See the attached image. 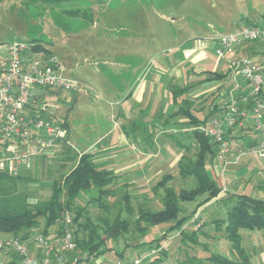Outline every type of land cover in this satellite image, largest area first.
I'll list each match as a JSON object with an SVG mask.
<instances>
[{"label":"rangeland","instance_id":"obj_1","mask_svg":"<svg viewBox=\"0 0 264 264\" xmlns=\"http://www.w3.org/2000/svg\"><path fill=\"white\" fill-rule=\"evenodd\" d=\"M25 1L0 0V46L14 40L28 41L31 37L42 38V44L48 47L56 57L63 68L65 77L76 80L81 88H83V81L92 85V90L85 89L88 95L83 97V99H86L90 110L84 117V121L88 124H106L104 110L106 106L110 107V105H108V100L103 96L102 91L105 86L110 84L123 88L122 86H127L131 82L134 73L132 66L121 68L117 62L125 61L126 63H131L133 61L132 55L137 45H140L141 50H143V46L151 49L156 58L157 72L166 73L169 70L161 59L164 60L169 57L172 51V43H174L173 38L175 36L179 37L182 32H186L185 28L187 26L202 31H211L220 27L221 31L224 32L226 28L221 26L222 17L227 20L235 16L239 10L243 9L246 11L249 7L248 1L253 4L260 1L264 4V0H243L237 2L240 8L237 6L235 9L233 0H187V2H191L190 5H192V2L197 4L194 11L197 18H192L189 21L179 19L171 21L169 18L173 14H171L170 10L175 6L177 13H179L181 0H174L176 5L172 1L166 2V0L82 1L79 3L82 8L91 9V15L89 14L85 19L62 17L59 13L56 14V11L43 5L39 0H34L37 1L34 4H27ZM150 43L154 45L151 46ZM210 54L212 57H216L214 51L210 50ZM193 75L195 73L189 76L193 77ZM61 91L57 89L59 95ZM93 91L102 96V100H99V105L96 104L97 98ZM73 97H75L74 92L66 93L67 99L63 98L57 103V117L66 116L67 121L71 123L73 119H80L81 115L79 107L73 108V111L71 110V99ZM125 109L124 115L119 116V123L124 125L126 133L138 136L139 134H147L153 131L147 123L139 124V122L134 121L137 118L140 119V117L146 120L151 114L147 110H140L142 109L141 105L136 104L130 98L125 104ZM75 125L73 124L72 126L74 127ZM179 135L180 133L177 134V137ZM163 136L159 138L164 143L162 146L155 143L153 139H151V143L150 140L144 139L145 144L142 143L140 146H135V149L140 150V147L147 149L149 152L158 150L159 155L150 163L152 166L149 172H141V175L145 177L139 180L137 184L129 187L132 197L131 206L134 208L133 214L129 215L124 210L119 211L122 209L120 198L126 188L119 185L118 181L110 186L113 195L103 198L108 206L107 212L104 209H100L96 202L90 200V198L96 197V191L94 190L80 195L75 201L76 207L82 209L80 221L99 225L101 224L99 218L102 215L112 221L118 215V211L119 216L128 221L129 227L127 231L118 236V238L109 239L108 241V244L114 250H125L123 258L137 257L144 254L147 248H134L132 244L159 238L171 224V222H160L150 226L144 233H141L135 227L134 220L136 218L137 205L144 200L147 201L149 207L157 209L161 204L162 190L154 193L151 189L152 184L162 174L171 172L173 178L167 184L174 189H187L194 185L193 178L189 176L181 177L177 172L175 163L170 164L169 161L171 158H180L182 154L193 155V146H191L189 151L182 147V145H189V138L182 137L180 139L181 143L177 144L175 142L169 143V135L168 137L167 135L166 137ZM140 141L143 142V139H140ZM128 148H131V145ZM48 154H52V152ZM54 155L53 153L52 156ZM162 157L166 159L162 161ZM240 160V163H245L239 169L241 171L239 178L229 183L232 176L222 177L224 180L220 176V183L226 188L233 190V192L236 191L237 186L241 188L249 186L245 190L246 193L256 198L264 199V191L256 188H254L256 193L252 191V186H255L260 178H263L264 158L243 156ZM115 161L113 164L116 163ZM109 162V160H105V163ZM228 168H230V165ZM67 169L68 167H61L57 157H49L44 163H40L39 166H32L24 174L29 177V181L24 187L29 193L30 201L46 200L51 193L52 181L61 180L63 172L67 171ZM21 175H23L22 172ZM125 179L126 177L120 176L119 181H125ZM182 205L185 209L183 208L184 211L180 215L191 213L196 202L192 201ZM199 213L205 225L201 226L199 222H195V217L197 216L195 214H190L184 218L180 227L170 231L166 238L160 240V246L163 247L167 255L164 260L155 264H178L187 257H205L211 252L235 258V254L230 249V242L223 231V226L212 222L215 217L224 215L223 204L217 201L210 203L203 207ZM50 229H52V226ZM181 230L188 232L189 236L183 235ZM192 232H195L194 235ZM240 235L242 245L249 255L250 263L264 264V235L262 230L241 229ZM114 250L96 257L95 262L97 264H108L113 261L117 258ZM157 253L158 251L151 257L146 258L142 263H149Z\"/></svg>","mask_w":264,"mask_h":264},{"label":"trees","instance_id":"obj_2","mask_svg":"<svg viewBox=\"0 0 264 264\" xmlns=\"http://www.w3.org/2000/svg\"><path fill=\"white\" fill-rule=\"evenodd\" d=\"M39 1L51 10L56 11V14L59 13L62 17L85 19L89 14L91 15V9L87 10L79 5L84 0ZM25 3L34 4L37 1L26 0ZM261 18L264 25V12L261 14ZM26 42L37 53H51L50 49L42 44V38L31 37ZM216 77V75L209 74L202 81L213 80ZM190 87L174 89L175 98L180 97V94ZM182 100L183 103L180 106L181 112L177 111L176 114H183L188 118L189 124L194 127L188 133L189 145H182V147L186 151H189L191 150V146H193V155L187 156L182 154L176 162V167L181 177L189 176L193 178L194 185L187 189L179 188L176 190L167 184L173 178V174L171 172L162 174L151 186L154 193L162 190L160 206L157 209H152L149 207L147 201L143 200L136 207L134 222L135 227L141 233H144L150 226L160 222H171V224L159 238L151 239L148 242L140 241L132 245L134 248H147V251L152 248L159 249L156 256L147 264H155L164 260L167 253L160 246V240L166 238L170 231L180 227L184 218L190 214H197L201 206L220 200L226 202V204L230 203V205L227 207L224 217H216L212 222L223 226V231L230 242V249L235 254V258L211 252L205 257H187L178 264H251L249 255L242 245L240 230H264V199L256 198L246 193L227 194L225 199L217 198L221 189L208 171L216 156V146L200 130L196 129L197 126L206 121L213 109L200 119L192 112L193 98L188 97ZM29 112L59 123L64 128L68 125L66 116L58 118L57 116L44 113L43 109L40 108L36 112L33 107H31ZM180 143L181 141H177V144ZM59 149L55 151H60L64 155L60 157V165L62 168L68 167V169L63 172L61 180L52 181L51 193L46 200L30 201L29 193L24 187L29 181L28 176L21 174L11 176L0 173V237H17L26 244H29L28 242L36 233L48 236L49 228L55 225L56 217L64 211H68L75 225L74 239L77 245L76 252L85 254L86 259H82L84 264H95L93 262L94 258L110 250H114L108 244L109 239L118 238L129 227L128 221L119 216V211L124 210L129 215L134 213V208L131 206L130 186L127 182L119 181V177L114 172L107 170L100 163L95 162L89 153H78L68 145H62ZM46 155L48 154L42 157ZM117 181L119 185L126 188L120 198L122 209L118 211V215L116 214L117 216L112 221H109L108 217L102 215L99 218L101 221L99 225L92 222L80 221L82 209L76 207V199L80 195L94 190L96 191V197H92L90 200L96 202L100 209H104L107 212L108 206L105 204L103 198L113 195L110 186ZM192 201H195L196 205L191 210V213L180 215L185 209L182 204ZM195 222H200L201 226L205 225V222L201 218H198V216L195 217ZM181 233L189 236L185 230H181ZM192 233L194 235L195 232ZM114 251L117 257L123 258L125 250ZM3 264L20 263L17 255L10 252L9 258Z\"/></svg>","mask_w":264,"mask_h":264},{"label":"crops","instance_id":"obj_3","mask_svg":"<svg viewBox=\"0 0 264 264\" xmlns=\"http://www.w3.org/2000/svg\"><path fill=\"white\" fill-rule=\"evenodd\" d=\"M171 1L174 4L176 3L174 0H166V2ZM239 1L243 0H233L235 9L237 6L240 8V5L237 3ZM190 3L191 2H187V0H181L179 13H177L178 11L175 9V6L172 7L170 12L173 15H171L169 19L171 21L177 19L189 21L192 18H197L194 12L197 4L192 2V5H190ZM248 5L246 11L243 9L238 12L236 11L237 13L235 16L227 20L222 17L223 21L221 26L222 28H226L224 32L221 31L220 27L211 31H202L187 26L185 28L186 32H182L181 35L179 34V37L175 36L173 38L174 43H172V51L169 57L164 60L161 59L169 70L166 73L157 72V67L155 65L156 58L151 49L143 46V50H141L140 45H137L135 48L136 50L133 52V61L131 63H126L125 61L117 62L121 68L132 66L134 73L131 82L127 86H122L123 88H118L110 84L109 86H105V89L102 91L103 96L108 100V105H110V107L106 106L104 110L106 124H88L84 121V117H86L90 110L89 106H87L86 99H83V97L88 95L85 89L92 90V85L89 82L83 81V88L80 86L78 91L74 92L75 97L71 99V110L73 111V108L79 107V113L81 114L80 119H73L72 123L67 121L68 125L65 128L64 141L60 146H71L78 153L87 152L95 162L100 163L107 170L114 172L119 178L120 176L126 177L124 182H127L129 186L137 184L139 180L145 177L141 175V172H149L152 166L150 163L154 161L159 154L158 150L156 152H149L147 149H142L140 147V150L135 149V146H140L144 143V139L150 140V143L151 139H153L155 143L162 146L164 143L159 140L162 135L165 137L169 135V143H177L182 137L188 138L189 130L194 128L189 124L187 117L183 114H176L177 111L181 112L180 106L183 103L182 99L188 97L193 98L194 104L192 112L201 119L212 109L213 111L210 115L217 112L220 105L226 101L230 95L237 97L244 92L245 84L242 77L237 76L235 79L230 77L227 72L226 63L223 60L218 58L217 60L216 57H212L210 50L214 51V39L221 34L231 32L241 25H263L261 14L264 12V9L261 8H264V4L260 1L254 4L248 1ZM150 45L152 46L154 44L150 43ZM238 54L251 57L256 61L261 60L264 58V41L246 42L239 48ZM192 73H195V75L190 77L189 75ZM209 74L216 75L217 77L213 80L202 81ZM235 82L241 84L243 88L241 90L235 89ZM187 86L191 87L185 89L186 91L181 93L180 97L175 98L174 89H182ZM93 92L97 98L96 104H98L99 100H102V96L96 94L95 91ZM66 93L73 92L61 91L59 95L57 89H38L37 102L31 107L38 109L43 106L44 113L57 116V103L63 98L67 99ZM130 98L133 99L136 104L142 106L140 110H147L148 113H151L146 120L140 117V119L137 118L134 121L139 122V124L147 123L149 127L152 128V132L136 136L124 131V125L119 123V116L124 115L126 110L125 104ZM75 122H77L76 125ZM73 124L75 125L74 127L72 126ZM178 133H180V135L177 137ZM233 137L242 145L251 144L252 138L250 136L249 125L242 129H236L233 132ZM140 139H143V142L140 141ZM129 145H131V148H128ZM58 150L60 149L58 148ZM53 153L55 154L54 156H52ZM61 156H64L62 152L54 151L52 154L37 158L33 166H39L40 163H44L49 157H57L60 161ZM246 156L256 157L253 155ZM165 159V157H162L161 160L164 161ZM178 159L179 158H171V160H169L170 164L174 162L176 166ZM105 160H109L110 162L105 163ZM113 160H116L115 164H113ZM240 162L241 160L235 165H230L228 169L227 167L229 165L222 169L220 162L215 156L209 168V172L221 189L217 198L225 199L227 194L246 193L245 190L249 188V186L245 188L242 187L244 189L237 186L236 191L233 192V190L226 187L225 190H223V184L220 183V176L221 179L222 177L232 176L229 183L239 178L241 172L239 169L245 163ZM27 171L29 170H23L22 174H26ZM262 176L263 178H260V180H258L259 182H257L255 186H252V191L254 193H256V189L264 191V174ZM216 201L223 204L225 215V211L230 203L226 204V202L220 200ZM216 201H212L211 203H215ZM208 204L210 203L201 206L198 210L201 211L203 207ZM195 215L201 218L199 212ZM224 215L218 218L224 217ZM50 228L48 237H53L58 232L59 227L55 224L52 226V229ZM262 234L264 235V230H262ZM28 243L31 247H34L32 239ZM38 253V250L34 252V254ZM9 256V251H0V264H3ZM93 262L97 264L95 258Z\"/></svg>","mask_w":264,"mask_h":264},{"label":"built area","instance_id":"obj_4","mask_svg":"<svg viewBox=\"0 0 264 264\" xmlns=\"http://www.w3.org/2000/svg\"><path fill=\"white\" fill-rule=\"evenodd\" d=\"M257 41H264V25H241L214 39L216 57L226 63L230 77L241 76L245 84L244 92L237 97L230 95L217 112L196 127L215 144L222 169L237 164L246 155L264 158V58L256 61L238 54L244 43ZM79 87L76 80L64 76L52 53H37L22 40L0 46V173L21 174L64 141L65 128L61 124L29 112L37 102V90L76 92ZM234 88L243 87L235 82ZM247 125L252 143L242 145L233 132ZM55 224L59 230L53 237L34 234V247L17 237H0V251L13 252L20 264H84L85 254L76 252L71 214L64 211ZM36 250L38 254H34ZM158 250L152 248L137 257H117L108 264H142Z\"/></svg>","mask_w":264,"mask_h":264}]
</instances>
